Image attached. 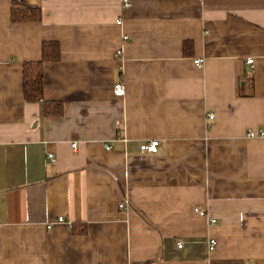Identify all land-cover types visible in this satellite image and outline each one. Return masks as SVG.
I'll return each instance as SVG.
<instances>
[{
    "label": "crops",
    "instance_id": "0c3cea01",
    "mask_svg": "<svg viewBox=\"0 0 264 264\" xmlns=\"http://www.w3.org/2000/svg\"><path fill=\"white\" fill-rule=\"evenodd\" d=\"M24 9L42 19L13 21ZM45 41L61 57L30 102L23 65ZM252 129L264 0H0V264H264Z\"/></svg>",
    "mask_w": 264,
    "mask_h": 264
},
{
    "label": "trees",
    "instance_id": "16d2710c",
    "mask_svg": "<svg viewBox=\"0 0 264 264\" xmlns=\"http://www.w3.org/2000/svg\"><path fill=\"white\" fill-rule=\"evenodd\" d=\"M42 12L39 9H24L13 11L12 20L16 22L40 21ZM61 57L58 41H45L42 47L40 61L26 62L23 65L24 96L27 101L36 102L44 98L45 66L47 63L57 62ZM50 103H46L48 105ZM56 114L63 112V106L58 103Z\"/></svg>",
    "mask_w": 264,
    "mask_h": 264
},
{
    "label": "built area",
    "instance_id": "2783aa9c",
    "mask_svg": "<svg viewBox=\"0 0 264 264\" xmlns=\"http://www.w3.org/2000/svg\"><path fill=\"white\" fill-rule=\"evenodd\" d=\"M122 2V5L124 8H130L132 6V0H121ZM117 23L119 25H121L123 23V19H119L117 21ZM130 39L129 35L125 34L123 36V41L126 43L128 42V40ZM122 53V49H119L116 54L117 55H120ZM194 63L196 65H201L202 63V59H195ZM247 63L252 65L254 63V59L253 58H249L247 60ZM125 83L123 81H119L118 83H116L115 87H114V95L117 96V97H124L125 96ZM209 119H214L215 117V114L214 113H210L208 115ZM247 136L250 137V138H255V137H262L264 138V130H258V131H255V130H249L248 133H247ZM76 143L73 144V147L74 149H76ZM158 147H159V141L158 140H150L148 142H145L143 143L140 148L142 151L144 152H148V153H156L158 151ZM108 149H110V146H107ZM48 158L51 162V164H56L57 163V158L55 156L54 153H48ZM121 207H124V205H121ZM194 211L199 214L200 216H203V217H208V213L205 209H202V208H199V207H196L194 209ZM59 222H65V218L64 217H60L58 219ZM216 222V219H211V223H215ZM52 225H50L49 227H51ZM216 245H217V241L216 239L214 238H210L209 240V248L210 250H214L216 248ZM178 247L181 248L183 247V242L180 240L178 241Z\"/></svg>",
    "mask_w": 264,
    "mask_h": 264
}]
</instances>
